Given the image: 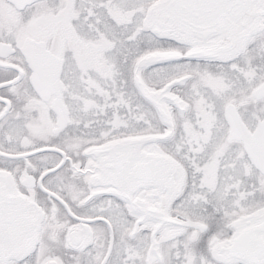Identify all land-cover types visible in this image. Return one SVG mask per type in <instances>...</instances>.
Here are the masks:
<instances>
[{"label": "snow or ice", "instance_id": "6c2138e0", "mask_svg": "<svg viewBox=\"0 0 264 264\" xmlns=\"http://www.w3.org/2000/svg\"><path fill=\"white\" fill-rule=\"evenodd\" d=\"M0 264H264V0H0Z\"/></svg>", "mask_w": 264, "mask_h": 264}]
</instances>
